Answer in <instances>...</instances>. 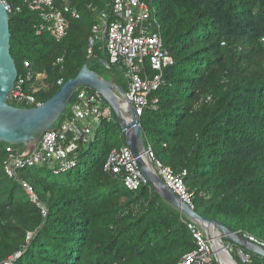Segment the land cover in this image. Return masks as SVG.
<instances>
[{
	"label": "trees",
	"instance_id": "trees-1",
	"mask_svg": "<svg viewBox=\"0 0 264 264\" xmlns=\"http://www.w3.org/2000/svg\"><path fill=\"white\" fill-rule=\"evenodd\" d=\"M147 1L174 64L140 119L144 142L183 177L197 212L264 241V0ZM71 2L82 17L60 40L36 33V12L10 14L19 74L45 75L48 87L34 92L40 102L88 59L96 20L88 5L103 9L111 0ZM102 52L95 57L108 59ZM100 67L106 70L90 63L102 75ZM69 115L68 106L56 124ZM7 145L0 141V264H176L196 248L191 219L150 182L130 190L121 175L105 171L111 151L127 145L114 111L93 140L80 143L77 165L65 172L36 166L9 177ZM244 252L251 260L234 255L239 264H264Z\"/></svg>",
	"mask_w": 264,
	"mask_h": 264
},
{
	"label": "built area",
	"instance_id": "built-area-1",
	"mask_svg": "<svg viewBox=\"0 0 264 264\" xmlns=\"http://www.w3.org/2000/svg\"><path fill=\"white\" fill-rule=\"evenodd\" d=\"M0 1L5 4L9 14L21 12L24 8L36 12L38 14L36 33L38 35L48 33L57 40L67 35L73 20L82 17L81 10L75 7L71 0ZM88 7L96 16L88 39V57L95 56L98 43H101L110 64L123 70L128 78L126 92L134 105L137 117L141 119L145 109L158 101L157 98H152V93L161 86L164 70L174 64V58L165 47L161 32L155 31L156 21L151 22L152 8L147 0H111L107 8L101 9L94 3H90ZM25 67H30L29 62H25ZM39 78L42 80L38 83ZM44 78V74H38L34 78L29 69L19 74L11 93V103L24 108L42 104L34 92L39 88L48 87L43 81ZM63 83L62 78L57 81L58 85L62 86ZM69 107L70 115L44 133L30 154L24 155L19 145H7L9 156L4 160L3 167L9 177H18L19 171L27 167L45 166L56 172L73 169L78 162L80 143L93 140L96 129L104 120H110L113 116L110 104L92 87L78 88ZM149 155L153 168L165 183L195 209L194 192L187 187L183 177L175 174L171 167L156 160L151 149ZM104 168L110 174L121 175L124 184L130 190H137L142 184L149 182L128 145L114 148ZM22 184L32 198L36 199L33 187L24 181ZM42 212L44 215L47 214L46 209ZM189 227L196 240V248L184 255L176 264H213L215 260L217 261V256L211 242L216 243L219 237L209 239L204 228L194 219H191ZM244 236L264 247V241L249 234ZM227 244L233 253L234 244L230 242ZM221 250L226 255L225 250ZM235 251L243 262L251 260V255L242 248L238 247Z\"/></svg>",
	"mask_w": 264,
	"mask_h": 264
},
{
	"label": "water",
	"instance_id": "water-1",
	"mask_svg": "<svg viewBox=\"0 0 264 264\" xmlns=\"http://www.w3.org/2000/svg\"><path fill=\"white\" fill-rule=\"evenodd\" d=\"M91 62H99L107 69L118 68L113 67L106 58L88 57L78 75L64 82L60 89L42 104L24 108L11 103V93L15 88L19 71L11 53L10 14L5 4L0 1V141L11 145H22L23 154H30L37 147L43 134L60 120L76 90L82 86L92 87L103 95L117 115L127 145L156 192L190 219L197 221L204 228L209 239L214 237V232L217 233L218 245L213 241L211 243L219 264L223 263L218 249L225 250L231 261L239 264L224 238L243 250L264 257V247L232 231L222 223L202 216L184 202L153 170L150 149L142 136L141 121L127 92L117 83L115 77L107 79L91 69Z\"/></svg>",
	"mask_w": 264,
	"mask_h": 264
},
{
	"label": "rangeland",
	"instance_id": "rangeland-1",
	"mask_svg": "<svg viewBox=\"0 0 264 264\" xmlns=\"http://www.w3.org/2000/svg\"><path fill=\"white\" fill-rule=\"evenodd\" d=\"M98 48L100 49V50H102V44L101 43H98ZM105 56H106V53L103 51L102 52ZM100 70H101V73H102V75L103 76H105L106 78H110V75H108V72L105 70V69H103L102 67H100ZM114 73V77L116 78V80H117V82H118V84L120 85V86H122V87H124V85H126L127 86V88H128V78L126 77V75H125V73L123 72V70H120V69H117V70H114L113 71ZM40 80H42V78H39L38 79V83L40 82ZM103 136V135H102ZM153 170L155 171V169L153 168ZM156 172V171H155ZM157 173V172H156ZM214 235H215V233H214ZM226 242H228L226 239H224ZM218 243V240H216V244ZM222 251V250H221ZM233 254L234 255H236L237 256V251H234L233 252Z\"/></svg>",
	"mask_w": 264,
	"mask_h": 264
},
{
	"label": "bare ground",
	"instance_id": "bare-ground-1",
	"mask_svg": "<svg viewBox=\"0 0 264 264\" xmlns=\"http://www.w3.org/2000/svg\"><path fill=\"white\" fill-rule=\"evenodd\" d=\"M214 233H215L214 236L217 237V233L216 232H214ZM218 252H219V256H220V259H221V261H222L223 264H234L231 261V259L227 255H225L223 251H221V249Z\"/></svg>",
	"mask_w": 264,
	"mask_h": 264
},
{
	"label": "flooded vegetation",
	"instance_id": "flooded-vegetation-1",
	"mask_svg": "<svg viewBox=\"0 0 264 264\" xmlns=\"http://www.w3.org/2000/svg\"><path fill=\"white\" fill-rule=\"evenodd\" d=\"M114 70H116V69H107V68H106V71L108 72V75H110V78H107V79H111L112 77H114V76H113V75H114V74H113V73H114V72H113Z\"/></svg>",
	"mask_w": 264,
	"mask_h": 264
}]
</instances>
